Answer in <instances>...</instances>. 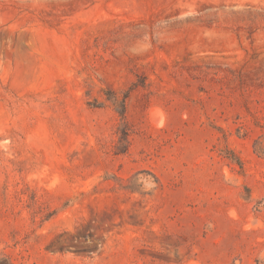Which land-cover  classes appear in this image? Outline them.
<instances>
[{"label": "rangeland", "instance_id": "374dc122", "mask_svg": "<svg viewBox=\"0 0 264 264\" xmlns=\"http://www.w3.org/2000/svg\"><path fill=\"white\" fill-rule=\"evenodd\" d=\"M0 264H264V0H0Z\"/></svg>", "mask_w": 264, "mask_h": 264}]
</instances>
